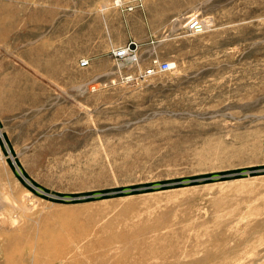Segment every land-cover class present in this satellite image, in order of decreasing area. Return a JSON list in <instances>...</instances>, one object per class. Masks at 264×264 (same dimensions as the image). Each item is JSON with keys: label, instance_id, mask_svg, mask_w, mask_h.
I'll return each mask as SVG.
<instances>
[{"label": "rangeland", "instance_id": "1", "mask_svg": "<svg viewBox=\"0 0 264 264\" xmlns=\"http://www.w3.org/2000/svg\"><path fill=\"white\" fill-rule=\"evenodd\" d=\"M120 2L0 0V264H264V0Z\"/></svg>", "mask_w": 264, "mask_h": 264}, {"label": "built area", "instance_id": "2", "mask_svg": "<svg viewBox=\"0 0 264 264\" xmlns=\"http://www.w3.org/2000/svg\"><path fill=\"white\" fill-rule=\"evenodd\" d=\"M118 5H121L120 0H116ZM203 26L202 20L197 15H191L185 22V29L189 32H198ZM137 43L135 41H128L125 45L115 48L112 51V57L117 61H129L135 58V51ZM89 61L87 59L80 60V66H87ZM174 68L172 61H158L155 60L149 67L143 71L144 76L154 74L156 70L170 71Z\"/></svg>", "mask_w": 264, "mask_h": 264}, {"label": "bare ground", "instance_id": "3", "mask_svg": "<svg viewBox=\"0 0 264 264\" xmlns=\"http://www.w3.org/2000/svg\"><path fill=\"white\" fill-rule=\"evenodd\" d=\"M103 3V2H102ZM107 3H104L101 6V11H104L107 9ZM48 255V262L49 264H53L55 261H60L63 264H73V262H80L82 261V256L79 254H71L68 258V254L66 252H63L61 250H50Z\"/></svg>", "mask_w": 264, "mask_h": 264}]
</instances>
